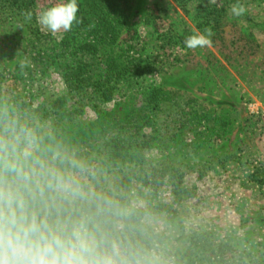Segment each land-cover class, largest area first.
Masks as SVG:
<instances>
[{"label":"rangeland","instance_id":"obj_1","mask_svg":"<svg viewBox=\"0 0 264 264\" xmlns=\"http://www.w3.org/2000/svg\"><path fill=\"white\" fill-rule=\"evenodd\" d=\"M58 2L36 0L31 22L0 2V100L22 96L30 104L20 112L26 135L7 134L29 186L52 182L47 209L111 201L116 229L140 239L135 264H264V0H130L119 44L133 42L147 67L104 103L92 87L95 60L35 62L61 48L55 42L63 33L53 37L36 22ZM237 3L246 9L239 17L230 11ZM205 29L212 45L187 49L184 38ZM22 59L40 70L35 79L21 71ZM151 87L182 88L177 100L190 94L234 122L217 143L199 147L160 135L137 105ZM57 97L61 103L51 104ZM171 109L156 114L159 120ZM119 138L139 142L130 160L112 157Z\"/></svg>","mask_w":264,"mask_h":264},{"label":"trees","instance_id":"obj_2","mask_svg":"<svg viewBox=\"0 0 264 264\" xmlns=\"http://www.w3.org/2000/svg\"><path fill=\"white\" fill-rule=\"evenodd\" d=\"M0 2L2 3L1 8L14 6L26 12L30 11L36 0H0ZM77 2L79 6L77 16L82 22L74 24L71 31L63 33L58 42H55L57 43L55 45H60L61 48H54L49 54L42 53L44 57L42 61H35V59L34 61L48 64L45 61L54 62L57 56L63 61L68 60L67 56L72 60L77 59V62L95 60L99 74L98 78L93 81L92 87L93 91L99 95L100 102L104 103L118 94L120 84L131 82L133 77L142 75L147 63L144 62L133 42L119 44L121 34L128 32V28H125L127 22L125 13L129 10L130 0H77ZM21 71L28 77V80L35 79L40 73V70L30 65ZM170 89L169 87H151L137 102L138 110L144 112L149 120L156 123L157 129L161 131L160 135L171 137L172 140L187 138L193 147H199L205 142L217 143L223 138L227 128L234 122V118L226 117L212 103L206 104L190 94L186 95V99L177 100L176 93L182 91V88ZM9 98L11 97L8 96L7 100L3 98L0 100V107L4 109L3 111L0 109V140L12 146L15 144L12 143V135L7 134V130L16 129L17 138L26 135L29 129L25 124L27 118L22 119L20 112L25 109L27 111L30 104L22 96ZM60 100L57 97L51 104H60ZM166 105H172V116H165V118L161 116L159 120L156 114L161 113ZM55 107L49 105L50 110ZM7 110H10L11 116H7ZM169 121H173L172 127L168 126L170 130L167 129ZM29 126L31 127V124ZM147 128L151 129V126ZM153 137L154 132L147 135L144 147L149 146V140ZM115 140L118 141H114L111 146L114 159L121 160V157H127L130 160V157L135 156L139 150L136 147L139 146V142H127L125 141L127 139L120 138ZM193 147H190V150ZM8 178L10 179V176ZM49 183L52 184L45 179L41 183L29 186L35 195V210L47 211L54 219L67 222L69 225L73 223L86 225L93 235L95 256L101 261H106L108 264L136 263L140 239L123 227L120 230L116 229L118 219L115 215V211H118L116 205H113L111 201L98 202L96 199L93 202L83 203L79 208L66 209L62 206H49L47 209L46 198L51 190L48 187ZM40 188L44 189L43 196L40 194Z\"/></svg>","mask_w":264,"mask_h":264},{"label":"clouds","instance_id":"obj_3","mask_svg":"<svg viewBox=\"0 0 264 264\" xmlns=\"http://www.w3.org/2000/svg\"><path fill=\"white\" fill-rule=\"evenodd\" d=\"M208 3L216 4L217 0H208ZM78 11L77 0H60L42 9L36 22L41 31L56 37L82 22ZM230 11L239 17L246 9L237 3ZM22 15L25 22L33 19L31 11ZM18 27L23 28V25ZM212 35L211 29H205L203 34L186 36L184 45L191 50L210 47ZM27 66L28 61L22 59L21 70ZM15 152L14 145L0 140V264H108L95 256L93 243L82 224L69 225L54 219L47 211L35 210V195L29 187L31 176ZM28 155L24 153L25 159ZM53 178L58 181L57 187H64L54 173ZM48 187L53 185L49 183ZM39 191L43 196L44 189Z\"/></svg>","mask_w":264,"mask_h":264}]
</instances>
